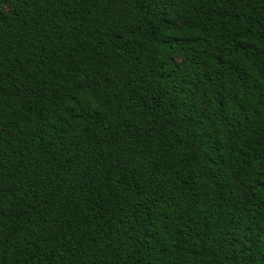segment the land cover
<instances>
[{"label":"trees","instance_id":"trees-1","mask_svg":"<svg viewBox=\"0 0 264 264\" xmlns=\"http://www.w3.org/2000/svg\"><path fill=\"white\" fill-rule=\"evenodd\" d=\"M0 264H264V0H0Z\"/></svg>","mask_w":264,"mask_h":264}]
</instances>
